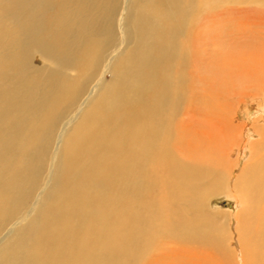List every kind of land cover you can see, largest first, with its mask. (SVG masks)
I'll list each match as a JSON object with an SVG mask.
<instances>
[{
    "label": "bare ground",
    "instance_id": "obj_1",
    "mask_svg": "<svg viewBox=\"0 0 264 264\" xmlns=\"http://www.w3.org/2000/svg\"><path fill=\"white\" fill-rule=\"evenodd\" d=\"M241 2L0 0V264H264V116L253 139L237 112L264 51L204 50L198 90L189 71L210 13L248 26ZM246 145L236 211L211 208Z\"/></svg>",
    "mask_w": 264,
    "mask_h": 264
},
{
    "label": "rangeland",
    "instance_id": "obj_2",
    "mask_svg": "<svg viewBox=\"0 0 264 264\" xmlns=\"http://www.w3.org/2000/svg\"><path fill=\"white\" fill-rule=\"evenodd\" d=\"M237 7H238V9L235 11H237L236 14L239 15V16L237 15L238 18L243 17L244 18L243 21L246 20L245 17H247V16H249L250 18H248V21H249L248 26L245 27L246 29L243 28V30H242L243 33L241 31H240L241 33L239 32V34L235 33L236 35H231L230 34L231 32L229 33L231 36H233V37H231L233 39L230 38V35L228 34V32L227 33L224 32V34L221 36L219 34L221 27L217 26L214 28L211 25H213V23H214L213 21H215L214 19H220V18L225 19V17H227L228 13L230 11H234V9L224 8V11H223V9L220 10V12L223 11V12H221L222 14H220V12H218L217 14L210 13L208 15V17H209L208 22L210 24V25H208V29H209L208 31L209 32L206 33V36L203 34L204 38L206 39V43H204L203 38L201 39L203 42H201V40L198 41V43H201V46H204V47H202V49H200L201 46L198 47L196 44L193 43V47H195V49L194 48L192 49V54H193L192 60L194 58L195 59L192 62L193 64L191 65V68L189 69L190 80L192 83V85H191L192 91L195 89L198 90V88L201 87V81L199 79L201 74L204 75L205 73H207L205 75H208L211 72H213V70L216 69L215 68L216 66L211 62V58L207 54H212V53H214L213 51H216V50H218V53L220 54L219 50H221L222 46H225V49H223V50L228 51V48L231 47L235 38H237L236 40L238 41V43L241 42L243 44V42H244V45H246V46H244V45H242V46H244L246 48L248 46L249 49L253 48L254 51H257L260 49H262L264 51V0H245V2H243V3L241 2V4H238ZM122 10H121V12H123ZM225 10H227L228 12L226 11V13H225ZM209 12H211V11H209ZM121 14H119V16H117L118 20L121 18V16H122ZM212 16H215L216 18L215 17L213 18ZM118 20H115V22L118 23L119 22ZM209 20H211L212 23ZM118 26H119V23H118ZM120 31H121V29H120ZM216 32L219 34L216 37L218 40L216 38H212L216 34ZM218 47L220 49H218ZM204 50L207 51L206 55H205ZM117 51H120L119 48H117ZM195 53H198V54H195ZM195 55H198V56H195ZM204 58H205V60H204ZM202 59H203L205 65L200 62V60L202 61ZM35 61H37L36 63H38V65H41V59L39 57H37ZM213 61H214V59H213ZM49 67H52V65H49ZM49 67H47L45 69V73H47L50 70ZM206 69H208V70H206ZM104 78L108 79L109 73L105 72ZM197 85H198V88H197ZM237 112L239 114L238 119L240 120V122H244V123L248 124L249 128H251V129L248 128L246 131L248 134V137L251 136L253 139H257L259 136L253 133L252 124L255 122V120L258 117L264 116V96H262L261 98L255 100V101L252 98H247L237 107ZM62 128L64 129L65 126L63 125L61 128L58 129L57 132L59 135L63 132ZM254 135H256V136H254ZM58 139H59V137H58ZM57 147H58V140H57V144L54 145L53 152H55V150H57ZM250 154L251 153L249 151V146L246 145L245 152L239 153V155H240V158L238 160L239 163L237 165V168L235 169L234 175L231 178H229V177L226 178L225 184H224L225 190L222 192L223 193L222 195H220L218 198L215 199L211 208L212 207L213 208H221L224 211H226V210L227 211H236V201L233 198H230L229 195H230V193H233L232 191H236V184H237L236 180L238 179V176L240 175V173H242L244 171L245 162L247 161ZM51 157H52V153H50L49 159H51ZM49 173H50V169H48V167H47L43 176L48 179ZM45 184H46V180H44L42 188L44 187ZM239 185L242 186L243 182L240 183ZM42 188L40 190H38L36 198L34 200V203L37 201L38 196L41 193ZM258 203L259 202H257V204H256L257 207L259 206ZM227 219L228 218H226V214L220 215L218 217L219 223H221V224L225 223L224 226L226 227L227 232L229 233V229L231 230L233 225L231 224L229 226ZM252 221L254 222L253 224L255 226H257V219L254 218V219H252ZM237 222H239V220ZM246 224L247 223H245V225H244V223L242 221L240 222L239 234H240L241 238L243 237L244 239H250V237H251L250 234H252V233L247 231ZM253 236H255V234L252 235V237ZM233 247H234V244L230 245V248H233ZM245 262H246L245 259L242 260L241 258L239 259L237 257V262L235 264H245Z\"/></svg>",
    "mask_w": 264,
    "mask_h": 264
}]
</instances>
